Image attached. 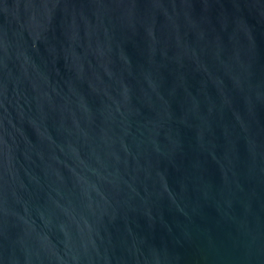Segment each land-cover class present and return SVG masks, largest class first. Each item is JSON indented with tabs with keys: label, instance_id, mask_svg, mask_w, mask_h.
<instances>
[{
	"label": "water",
	"instance_id": "95a60500",
	"mask_svg": "<svg viewBox=\"0 0 264 264\" xmlns=\"http://www.w3.org/2000/svg\"><path fill=\"white\" fill-rule=\"evenodd\" d=\"M0 264H264V0H0Z\"/></svg>",
	"mask_w": 264,
	"mask_h": 264
}]
</instances>
